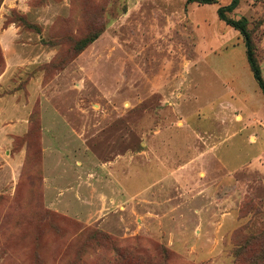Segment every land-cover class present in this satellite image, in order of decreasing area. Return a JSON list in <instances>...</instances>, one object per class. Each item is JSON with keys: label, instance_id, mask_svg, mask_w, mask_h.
<instances>
[{"label": "rangeland", "instance_id": "1", "mask_svg": "<svg viewBox=\"0 0 264 264\" xmlns=\"http://www.w3.org/2000/svg\"><path fill=\"white\" fill-rule=\"evenodd\" d=\"M230 2L0 0V264H264V95ZM230 16L264 68V0Z\"/></svg>", "mask_w": 264, "mask_h": 264}, {"label": "trees", "instance_id": "2", "mask_svg": "<svg viewBox=\"0 0 264 264\" xmlns=\"http://www.w3.org/2000/svg\"><path fill=\"white\" fill-rule=\"evenodd\" d=\"M241 0H231L226 6H220L217 10L218 17L224 21L227 26L239 32L243 38L246 58L251 70V73L257 82L261 92L264 95V79L262 76V69L257 56V49L255 42L252 37V33L248 28V20L246 18L234 19L230 16L239 6ZM187 4H198V5H212L216 4L218 0H186ZM87 45H83L82 49Z\"/></svg>", "mask_w": 264, "mask_h": 264}, {"label": "crops", "instance_id": "3", "mask_svg": "<svg viewBox=\"0 0 264 264\" xmlns=\"http://www.w3.org/2000/svg\"><path fill=\"white\" fill-rule=\"evenodd\" d=\"M262 68H263V67H262ZM262 68H261V69H262ZM263 71H264V68H263ZM262 76H263V75H262Z\"/></svg>", "mask_w": 264, "mask_h": 264}]
</instances>
